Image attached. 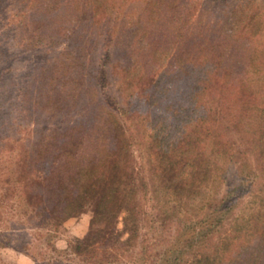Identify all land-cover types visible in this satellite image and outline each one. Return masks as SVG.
Masks as SVG:
<instances>
[{
    "label": "trees",
    "instance_id": "trees-1",
    "mask_svg": "<svg viewBox=\"0 0 264 264\" xmlns=\"http://www.w3.org/2000/svg\"><path fill=\"white\" fill-rule=\"evenodd\" d=\"M256 68L264 0H0V247L33 264H264Z\"/></svg>",
    "mask_w": 264,
    "mask_h": 264
},
{
    "label": "rangeland",
    "instance_id": "rangeland-1",
    "mask_svg": "<svg viewBox=\"0 0 264 264\" xmlns=\"http://www.w3.org/2000/svg\"><path fill=\"white\" fill-rule=\"evenodd\" d=\"M258 73L264 75V69H262V72H258L257 68L254 69L252 72L253 77L257 76ZM256 79L258 80V78ZM89 222L90 217L86 213L66 219L59 229L49 233V235H53L51 237L52 243L57 247H61L64 246L67 241H75L81 239L87 229ZM116 228L117 230H120L121 228L120 217H118L117 219ZM12 237H15L14 240H16L17 238H19L18 240H23V235H12ZM48 238L49 236H46L44 237V240H38L39 244H41V241L43 242L41 244V247L45 246L44 242ZM0 264H33V260L23 251H21V249L12 247H0Z\"/></svg>",
    "mask_w": 264,
    "mask_h": 264
}]
</instances>
